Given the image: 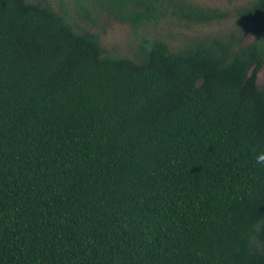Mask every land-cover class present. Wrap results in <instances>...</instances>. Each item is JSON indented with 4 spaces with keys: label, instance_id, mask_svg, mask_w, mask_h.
<instances>
[{
    "label": "trees",
    "instance_id": "obj_1",
    "mask_svg": "<svg viewBox=\"0 0 264 264\" xmlns=\"http://www.w3.org/2000/svg\"><path fill=\"white\" fill-rule=\"evenodd\" d=\"M71 1L0 0V264H264V0Z\"/></svg>",
    "mask_w": 264,
    "mask_h": 264
},
{
    "label": "rangeland",
    "instance_id": "obj_2",
    "mask_svg": "<svg viewBox=\"0 0 264 264\" xmlns=\"http://www.w3.org/2000/svg\"><path fill=\"white\" fill-rule=\"evenodd\" d=\"M52 1V0H51ZM69 7L72 6L71 0H61ZM196 2L207 4V5H217L220 7L229 6L234 0H195ZM236 2V1H235ZM98 27H95V30L99 31L101 34V43L102 45L109 51L117 53V54H130L133 50V45L136 40V35L134 33L133 28L128 25L118 22L116 20L107 17L104 13L101 14V17L97 20ZM76 23L81 27H86L87 25L84 22L76 20ZM166 26L165 23L154 26L148 25V27L140 30L145 36H148L150 32H156V30H162V27ZM229 26V22L216 23L209 26H196L193 29L189 30V33L194 31L197 32H214L218 29H224ZM173 25L171 28H175ZM249 39V38H248ZM257 84L261 85L264 81V67H262L258 73L256 78Z\"/></svg>",
    "mask_w": 264,
    "mask_h": 264
},
{
    "label": "clouds",
    "instance_id": "obj_3",
    "mask_svg": "<svg viewBox=\"0 0 264 264\" xmlns=\"http://www.w3.org/2000/svg\"><path fill=\"white\" fill-rule=\"evenodd\" d=\"M255 162L258 165H264V152H260L255 156Z\"/></svg>",
    "mask_w": 264,
    "mask_h": 264
}]
</instances>
